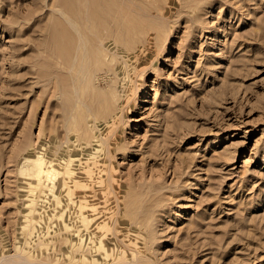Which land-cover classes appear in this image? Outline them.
<instances>
[{
    "label": "rangeland",
    "instance_id": "374dc122",
    "mask_svg": "<svg viewBox=\"0 0 264 264\" xmlns=\"http://www.w3.org/2000/svg\"><path fill=\"white\" fill-rule=\"evenodd\" d=\"M26 262L264 264V0H0V264Z\"/></svg>",
    "mask_w": 264,
    "mask_h": 264
},
{
    "label": "bare ground",
    "instance_id": "6f19581e",
    "mask_svg": "<svg viewBox=\"0 0 264 264\" xmlns=\"http://www.w3.org/2000/svg\"><path fill=\"white\" fill-rule=\"evenodd\" d=\"M128 46V45H127ZM137 49V48H136ZM127 56V55H126ZM146 60V59H145ZM147 62V61H146ZM150 62V61H149ZM125 64V63H124ZM142 64V63H140ZM113 121V120H112ZM85 133V132H84ZM121 133V132H119ZM78 137V136H77ZM89 138V137H88ZM119 140V139H118ZM43 142V141H42ZM90 142V141H89ZM45 143V142H44ZM66 143V142H65ZM113 143V142H112ZM33 146V145H32ZM44 147V146H43ZM41 152V151H40ZM113 154V153H112ZM23 155V154H22ZM57 163H61L57 161H50L48 159V156L45 155V152L42 154L40 153L37 157H31V156H25L23 157V161L21 163V174L24 176H34V181L33 185L35 187H41L44 188L46 185H51L50 190L53 193L56 186V176L60 175L61 172L59 169H57ZM78 165V164H77ZM78 170V169H77ZM75 169L73 168H67L66 169V174H68V178L62 177V180L60 181V185H68L71 184L70 188V199L73 201V203H77L81 201V196H78V193L76 192L77 188H79L82 183L84 182L83 180H86L87 177L90 178L92 175L89 170H87L85 173L82 172V176L78 175ZM87 173V174H86ZM45 179L48 181L46 183ZM49 183V184H48ZM85 185V184H84ZM62 187V186H61ZM108 192V191H106ZM54 195V194H53ZM86 199V196H84ZM116 197V195H115ZM84 199V198H83ZM84 199V200H85ZM59 200L58 202H60ZM125 201V200H124ZM46 203V202H45ZM90 203V201H89ZM30 207V206H29ZM73 209V208H72ZM97 209V208H96ZM154 211V210H153ZM93 212V211H92ZM98 212V211H97ZM88 213V212H87ZM105 216V215H104ZM95 219L92 218L91 220L88 221V224L92 226V223H94ZM101 225V224H100ZM104 225V224H103ZM89 226V227H90ZM101 227V226H100ZM95 233V232H94ZM99 236V235H98ZM121 236V235H120ZM96 237V236H95ZM103 246V244H102ZM101 246V248H102ZM131 255V254H130ZM27 260V259H26ZM112 260V259H111ZM31 263V262H30ZM35 263V262H33ZM27 264V262H26ZM32 264V263H31ZM109 264V263H108Z\"/></svg>",
    "mask_w": 264,
    "mask_h": 264
}]
</instances>
